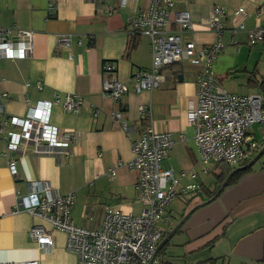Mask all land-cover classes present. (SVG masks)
<instances>
[{
  "label": "crops",
  "instance_id": "crops-1",
  "mask_svg": "<svg viewBox=\"0 0 264 264\" xmlns=\"http://www.w3.org/2000/svg\"><path fill=\"white\" fill-rule=\"evenodd\" d=\"M147 5L148 0H127L124 5L119 0H0V25L34 32L29 56L0 59V122L12 115L25 116L28 105L54 101L56 95L60 100L66 93L82 97L78 113L64 111L60 102L51 106L49 123L74 136L66 148L50 150L22 140L16 151H10L0 134V263L28 259H37L39 264L78 263L77 254L66 248L64 232L19 207L30 180L47 181L56 194L74 191L71 219L85 228H98L107 206L139 214L141 204L134 187L138 174L124 163L132 158V143L150 123L158 131L171 132L174 138L163 168H171L176 176L181 172L204 173L194 143L195 128L187 121L188 110L196 104L198 65L177 62L166 66L158 88L130 91L119 100L101 93L103 62L114 64V76L122 82L149 68L150 38L133 36L129 24L130 18ZM215 5L223 8L225 26L223 49L212 64L217 81L222 86L221 79L239 80L240 86L227 90L231 93H264L259 85L264 80L259 76L264 73L258 56L264 47L259 43L249 46L247 37L248 30L264 29V0H177L173 9L187 10L193 26L182 31L171 22L168 30L177 31L196 46L215 42L216 33L205 24ZM238 7L248 12L245 30L234 29L237 19L233 11ZM60 34L71 35L67 49L57 45ZM135 37L134 48L128 50ZM231 39L238 45L230 44ZM37 82L41 89L36 88ZM140 104L149 106L151 117L140 118ZM115 113L120 114L121 123L130 126L128 132L115 121ZM262 134L264 124L249 129L252 140H260ZM11 157L16 159V175L9 171ZM118 161L122 165L108 178L106 170L116 167ZM164 162L168 166H163ZM212 171L217 172L214 165ZM181 182L185 184L187 177ZM91 185L89 190L102 195V208L89 215L87 206L81 205V193ZM169 217L162 222L165 226H160L165 236L174 228ZM32 225L50 232L53 246L48 251H41L31 239ZM174 234L177 241L166 242L163 254L159 253L163 264H264V153L235 184L197 208L171 237Z\"/></svg>",
  "mask_w": 264,
  "mask_h": 264
},
{
  "label": "built area",
  "instance_id": "built-area-1",
  "mask_svg": "<svg viewBox=\"0 0 264 264\" xmlns=\"http://www.w3.org/2000/svg\"><path fill=\"white\" fill-rule=\"evenodd\" d=\"M126 1L119 0L120 5ZM175 1L148 0L147 7L130 18V33L150 38V66L134 73L127 82H122L114 76V64L111 61L103 62L101 93L104 97L119 100L130 91L158 88L162 79L161 70L166 66L177 62L198 65L196 104L187 112V121L195 128L198 162L203 172H208L210 166L219 163L233 167L250 158L264 142V134L260 140H252L248 135L252 125L264 124V93L228 92L214 75L213 60L223 49V8L213 6L205 20L206 26L216 33V41L196 46L193 41L183 39L177 31L168 30L171 22L182 31L193 26L187 10L173 9ZM233 15L237 19L234 29L245 30L247 10L238 7ZM234 31L230 30L231 33ZM33 33L29 29L0 25V59H25L29 56L33 48ZM247 37L249 46L264 44V29L248 30ZM77 42H80L79 38ZM70 44V34L58 36V47L67 49ZM230 44L238 45L234 39L230 40ZM36 88L41 89L42 84L37 82ZM56 102L61 103L64 111L78 113L82 97L77 93H66L60 100L56 95L54 101L41 100L28 105L25 116L12 115L1 121L0 134L6 149L16 151L22 140L30 141L35 146L44 145L50 150L68 147L74 138L73 134L69 131L60 132L49 123L51 106ZM138 114L142 119L151 117L149 106L140 104ZM96 115L97 112L94 113ZM113 117L125 132L129 131L130 126L121 123L119 113ZM173 144L171 132L158 131L150 123L131 145L132 158L124 164L138 174L134 187L141 204L139 214L107 206L100 226L85 228L71 219L75 192L53 193L50 184L44 180L26 183L27 192L20 196L19 207L64 232L66 248L77 254V264H163L156 254L157 246L165 235L160 222L169 220L167 209L176 197H196L201 189L195 171L189 174L181 172L176 176L171 168H162L161 162L168 156ZM121 165L122 162L118 161L116 167L108 168L107 177H114L116 168ZM8 166L10 173L16 175L15 158L11 157ZM185 176L187 182L183 184L181 180ZM29 235L43 252L53 246L50 232L40 225H32ZM0 264H39V261L28 259Z\"/></svg>",
  "mask_w": 264,
  "mask_h": 264
},
{
  "label": "rangeland",
  "instance_id": "rangeland-1",
  "mask_svg": "<svg viewBox=\"0 0 264 264\" xmlns=\"http://www.w3.org/2000/svg\"><path fill=\"white\" fill-rule=\"evenodd\" d=\"M259 44L261 45V48L264 47L262 45L263 43H259ZM260 51H261V49H260ZM239 53L242 54L241 52H239ZM258 56L260 57L259 66L264 73V53L262 52L261 54H258ZM259 78L260 79L264 78V74L262 76H259ZM221 83H222L223 89H225L226 91L232 90L233 87H237L238 85L240 86V84H239L240 81L235 79V78H232V81H230V80L225 81V80L221 79ZM248 135H249V130H248ZM220 164L221 163L214 165L215 171L219 172V169L221 167ZM163 166H168V163L164 162ZM236 166L237 165H235L233 167H236ZM212 167L213 166L209 167V169H211V171L213 169ZM211 171H209L208 173H200V176L198 175V178L200 180H203L205 183H207L206 185L210 184L209 182H211L213 180V173ZM86 185H88V184H86ZM91 187H92V185L85 187L81 193V197L84 198L83 200H81V205L84 203L87 206V212L89 213V215H90V213H95L102 208V206L100 205V201H99L100 197L102 198V195L99 194L97 191L89 190ZM197 201L199 202V198H192V199H190L189 197H186V198L177 197V198H175L170 203V206H169L170 210H171L170 225H172V227H174L181 220V218H182L181 213L184 212V214H186L191 209L192 206H194L195 204L198 203ZM109 205H111V204H109ZM89 215L87 214V217ZM160 226L164 227L165 224L160 222ZM176 234H174L171 238L168 239L167 245L168 244H174L177 241L178 235H176Z\"/></svg>",
  "mask_w": 264,
  "mask_h": 264
},
{
  "label": "trees",
  "instance_id": "trees-1",
  "mask_svg": "<svg viewBox=\"0 0 264 264\" xmlns=\"http://www.w3.org/2000/svg\"><path fill=\"white\" fill-rule=\"evenodd\" d=\"M134 36V35H133ZM134 38H132V40L130 41V44L128 45V50L134 48L135 46V41H136V37H135V40H133ZM264 45V44H263ZM260 87L264 89V80H262L260 83H259ZM259 149V148H258ZM256 150L255 152H253V154L251 155L250 158L244 160L243 162H241L240 164H238L237 166H245L244 168H241V169H238L236 170L228 179L227 183H226V187L230 186V185H233L235 184L245 173H247L248 171L251 170L252 168V165L250 166H247V164L250 162V160L259 152V150ZM264 153V151H263ZM262 153V154H263ZM261 154V155H262ZM161 165H162V162H161ZM221 167L219 169V172H214V171H211V169L208 170L211 171L213 173V180L211 182H209L210 184L206 185L207 183H205L203 180H199L198 179V173H197V177H196V180L199 182L200 184V191L198 192V194L196 195V197H192V198H200V202L201 201H205L207 199H210L214 194L215 192L217 191V189L219 188V186L221 185V183L225 180V178L228 176V174L236 167H230L228 165H226L225 163H221L220 164ZM163 168V167H162ZM213 168V167H212ZM164 169H168V168H164ZM213 170V169H212ZM203 172V171H202ZM207 172V173H208ZM206 173V172H204ZM177 198V197H176ZM190 198V199H192ZM169 215H171L170 213V207L167 209ZM181 215L183 216L184 215V212L181 213ZM165 237V235H164ZM163 237V238H164ZM162 238V239H163ZM165 246V245H164ZM164 246L160 247V249L158 250L157 252V255L159 256V253L160 254H163V249H164ZM161 261V260H160Z\"/></svg>",
  "mask_w": 264,
  "mask_h": 264
},
{
  "label": "water",
  "instance_id": "water-1",
  "mask_svg": "<svg viewBox=\"0 0 264 264\" xmlns=\"http://www.w3.org/2000/svg\"><path fill=\"white\" fill-rule=\"evenodd\" d=\"M264 151V146L263 148H261L259 150V152L250 160V162L247 164V166H250L252 165L258 158L259 156L263 153ZM245 166H237L236 168H234L229 174L228 176L225 178V180L221 183V185L219 186V188L217 189V191L215 192V194L210 198V199H207L205 201H201V202H198L197 204H195L194 206L191 207V209L182 216L181 220L174 226V228H172V231L169 232L161 241L160 243L158 244L157 246V249H156V254L158 252V250L160 249V247H162L166 242L167 240L171 237V235L176 231L178 230V228L181 227V225L187 220V218L199 207L203 206V205H206L208 203H210L211 201H213L214 199H216L218 197V195L220 194V192L225 188L226 186V183L229 179V177L238 169H241V168H244Z\"/></svg>",
  "mask_w": 264,
  "mask_h": 264
}]
</instances>
